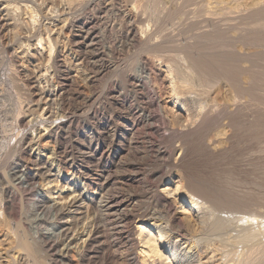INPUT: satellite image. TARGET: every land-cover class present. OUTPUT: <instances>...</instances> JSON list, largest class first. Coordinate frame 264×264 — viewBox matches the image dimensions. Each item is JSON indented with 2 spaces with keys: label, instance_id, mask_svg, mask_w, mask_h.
Masks as SVG:
<instances>
[{
  "label": "bare ground",
  "instance_id": "6f19581e",
  "mask_svg": "<svg viewBox=\"0 0 264 264\" xmlns=\"http://www.w3.org/2000/svg\"><path fill=\"white\" fill-rule=\"evenodd\" d=\"M98 1L99 3H97ZM168 1L170 4L169 9L167 8L168 11L166 10V13L162 16L163 12L161 11L162 12L161 13L160 9H162L164 5L168 7L167 6L168 3L166 4L164 3L163 6L159 5L160 3L164 2L163 0L162 1L161 0H0V6H1L0 27L2 29L1 31L4 32L5 28L8 27L12 31L13 35L12 34L11 35L14 37L15 40L18 39V37H20L19 35L23 32L26 33L29 38L28 44L25 43L22 44V42H20L19 44L18 40H16L18 43L12 40V42H15L14 48L11 45L8 46L6 45L7 47H9L8 50H12V49L15 50L13 51L15 53L14 55L16 56L17 62H19L20 64L35 63L33 65H35L34 67H36L38 71L37 72L38 75L35 77L36 79L34 78V80H37V83L38 82L46 83L49 80L53 79V77H55L54 75L56 74L54 73L56 71H54L53 68L58 66L61 69V72L63 73L64 81H65V83L61 81L62 84H58L56 86L57 88L54 87L56 88L57 93H59L60 99H62L63 93L66 90V87L69 85V83L75 82L73 80L79 74L80 64L84 63L86 65L89 61L91 62L92 59H94L95 61L104 62L105 56L107 55L109 57L110 61L107 60L109 61L107 62L105 60V63L102 64L101 68L100 69L98 68L99 71L96 72V70L94 69L96 73H93L90 76V80L95 83H97L99 77L102 78L100 75L102 76L106 75L110 77L108 78L110 79L108 84V93L102 94L103 92H101V94L97 93L95 95L93 94L92 96H88V98L86 99V103L88 104V102H90L88 104L90 106L87 107L89 108L87 109V113L94 117H98L102 113V111H104V106L101 107V105H103L102 100H104V102L107 100L109 101V104L117 105L122 109H124L123 112L126 114V118L121 119L122 122H124V124L123 123L113 124V127L111 128L109 135L112 140V143L118 144V145H113L112 148L109 149V151L107 150L108 151L107 155L111 157V163H110L111 167L114 166L115 167L119 166L121 168L124 167L125 164L123 163L125 161H122L121 155L124 157L123 154L125 152L127 151L129 152V150L132 151L131 149L137 150L138 146L145 139L148 138V136L145 134L143 129L148 128L150 130H156L159 128V126H161L159 125V122H161L164 125L163 127L166 128L167 132L169 131V133L171 132V134L172 133L175 134L177 143L176 145L174 143L173 145L170 144L171 146H173L172 149L170 147L171 149L170 152L167 149L166 151L165 149L164 151H159L158 149L159 151L158 154L160 158L162 160L168 161L166 163L167 165L166 171L163 170V173L154 172L153 174V177H156V181L158 183H160L166 176L170 175L174 170L176 171L179 170L178 168L183 167V165L180 166V162H182V158L184 159V155L185 156L187 155L186 150H189L188 148L190 146L188 144L189 146L186 149L187 146L185 145V143L187 141L184 142V140L186 139L183 138L184 135L187 136L186 134L188 133L189 135H191L192 133H193L192 135L196 133L199 134L200 135L199 139L202 138L201 140L203 141L202 142L203 145L200 142L201 140L199 139L198 140L200 144L204 147L203 149L213 153V156H215L214 154H218L224 157L226 155L225 153H227L230 148L234 147L232 144H235V142L234 140H233L234 143L231 141L233 136L235 137L234 139H236V136L234 134L237 130H234L235 122L232 121L231 116H233V114L238 111L241 112L246 110L247 111L253 110L252 108L254 107V104L257 107L256 103H260V101L258 102L257 100H261L262 105L264 103V0H251V1L250 0L248 1L208 0V6H207L208 8L206 7L207 4L206 3L204 4L203 1H201V6L205 5V7L204 6L203 7L206 9L205 10L206 12L203 11L204 14L201 11L203 15H201L200 13L201 7H194L192 4H190L192 2H195L196 5L197 1L182 0L183 3L185 4L187 3V5H191V7H194V9H199V14L201 17L195 11L193 12L194 18L190 17L189 13L191 14V12L189 11L187 12V8L184 4L181 6L178 4L181 1L180 2H178L177 0H168ZM168 1L165 0V2ZM159 6L162 7L159 8ZM184 6L185 9L183 8ZM164 8L165 7H163V9ZM78 10H82V11L84 10L85 12L84 13L82 12L79 15L76 14ZM86 10H90V11H86ZM180 15L182 16L184 15V16L182 17ZM195 15L197 17H195ZM177 18L178 20L184 23V24L182 23V25L186 24L184 29H187V31H192V32L195 31L193 34L191 32H190L191 34H189V32L187 31L184 32L182 29L184 33H188L184 37L186 38L187 35H191L190 36L191 39H188L189 38L188 37L187 39L184 38L185 41L178 42L180 40L179 37L182 38V36H179L177 37L179 38V40L178 39H177L178 41L176 40L175 35L177 34V32L174 35L173 30L174 29L176 30L177 28L176 27L174 28V26L172 25L174 29L172 28L173 30H171V27L169 25L171 24L175 25V23L178 22V21L175 22V19ZM178 24H176L177 27ZM100 27H102L103 29L104 36L106 35L113 36V38L115 36L116 38V40H114L113 43L111 42L112 45L107 46V48H104L102 50H99V48H97L98 47L97 45L99 44L98 39H100L99 38ZM180 28L181 26L179 25V29ZM184 33L182 35H184ZM123 38H125L127 41H134L136 43H139L140 47L142 45L143 53L145 54L143 55V57L140 56L141 59L138 58V56H136L138 60L140 59L139 60L140 62L138 61V63H133L136 58H134L133 60L132 57L128 56L131 58L130 63L129 62L126 63L127 65L124 63L126 66L123 63H122L123 65L121 64L120 55L124 53L126 45H128V43L125 44ZM69 49L70 50L73 49L75 51L76 54L75 63H73L72 61L70 62V59L66 55V51ZM138 50H137L138 53H140V49ZM177 51L183 52L184 54H182L181 52L179 53L185 56V59L182 58L183 56L180 54L179 55L182 57H179ZM133 53L131 54V56H134ZM108 57L106 58L108 59ZM128 57L126 56V58ZM130 58H128L127 60L129 61ZM181 59L183 60L180 61ZM81 70L83 71V68ZM91 72L92 71H90V73ZM119 75H121L119 78L121 79L122 77V80L118 79L117 76ZM51 82L52 80L49 81L48 84ZM50 86L51 85H49L48 87L50 88ZM121 86H123V88L129 87L131 89H128L127 93H123L124 92L123 91L122 93L118 94L117 89H119ZM39 88L41 89V87ZM49 92L51 93V90ZM42 93H44V91ZM39 101L37 102L35 108L38 106L39 109L43 110L42 113L39 110V112L42 115L50 114L48 118H50L51 120V118L54 116H52L53 114H51L52 112L49 109L53 105L52 102L54 103V101L56 100H54L53 98L46 97V100L44 102H42V100L41 102ZM47 103H49V107L45 108L43 105ZM83 103H85V101ZM61 104H63V101L61 102ZM259 105L258 108L260 109ZM256 107L254 109H258ZM263 107L261 111L264 110ZM250 111L247 112L249 113L248 115L246 112L245 113L242 112V114H246L247 115L246 117H248L249 119V115L255 113V110L253 111L254 113ZM21 112L23 111L21 110L20 113ZM35 112H37V110L34 111V113ZM41 114H39V116H41ZM36 115L32 113L31 114L32 118L31 116L30 118L28 117L27 118L28 121L30 119L33 121ZM236 115H240V114L236 113ZM61 116L63 117L62 114ZM244 116L245 115H243L242 118ZM235 118L236 117H234L233 119L234 121H236ZM46 119L47 118H45V120ZM249 120L251 121V119ZM18 121L23 122L25 120L23 117L19 116ZM66 121L67 119L65 120V118L60 120L59 122L55 120L54 122H52V124L49 121L50 125H47L48 127L45 128L46 131L43 128L45 131L44 133L48 134V136H51L52 138L55 137L56 140L60 139L62 136V129L63 126H65ZM244 122L243 124H246ZM41 125H43V122ZM263 125L264 124L262 123V126ZM261 128L259 129L261 130ZM18 129L19 128H17V130ZM254 131L252 129L249 132L255 133ZM249 132L248 134H250ZM2 133L3 132H1V135ZM42 133L39 135H42ZM246 133L247 132H245V134ZM260 133L264 134V132H260ZM237 134H239V132H237ZM199 135L197 136L199 137ZM172 137L175 138L174 136ZM193 138H194L193 141H196L195 140L196 137ZM251 139L252 140L254 139V135L252 136ZM147 140L149 141L151 139L148 138ZM166 143H168V141ZM202 146L200 148H202ZM99 151H100V146L98 145L96 148V152ZM85 152L86 151H84V153ZM257 152H259V154L261 155V152L262 153L264 152V148L262 151L258 150ZM228 153L230 154V151ZM175 154L178 155L175 157L174 156ZM3 155H5V153H3ZM84 155L87 154L85 153ZM80 156L81 155H79V157ZM173 157H175L176 159L174 158L175 159L174 160ZM240 157L242 159L243 156ZM219 158L217 160H219ZM225 158L226 157H224L223 159ZM249 158L247 157L244 160L242 159L241 160L242 162L239 161V158L238 160H234V161L231 160L230 166L232 164L235 165V163L236 164L247 163L248 165L251 166L257 165L255 163L258 162H255V160L253 161L254 159L253 157H251V159ZM261 158H263V156ZM41 160L42 158H39V161ZM225 160H221V162L222 161L225 162ZM263 161L264 160H262V162ZM41 163L42 162H40L39 164ZM225 164L227 165L226 162ZM262 164H264V162ZM216 165L218 166L219 164L216 163ZM213 166L214 165H212V167ZM219 166H221V163ZM257 166L260 167L259 165ZM47 167H42V166H39L38 168L36 167L37 169L35 170L27 171L25 176L28 178V180H34L36 179V176L39 173L45 171V168L46 171L48 172L49 177L55 175L57 176V174L61 176L62 171L59 167L58 169H54L52 167L47 169ZM72 167L74 168V170H76V166L74 162H72ZM227 167L229 168V166H226L220 168L219 170L216 169V171H219L218 173L215 171L216 174L214 172H211L214 170L211 169L210 172L212 173V176L210 177L211 175L210 174L209 175L210 179L205 178L206 180L203 178L205 176L208 177V175H205L204 177H202L204 174L202 176L200 175L203 172L198 173L200 176L195 174L198 177L195 176L193 177V175L191 176L192 174L191 172H190L191 174H188L189 172L186 173V171L184 170L183 172H181L182 171L181 170L180 173H178L179 182L181 183L179 187L184 188V191L185 193L188 194L190 200L194 203L196 202V204L199 206L205 205L207 208H210L211 210V211L208 210V213H210L211 216L205 215L207 218L208 217L209 218L208 219L205 218L206 220H204L202 224L198 223L197 220H195V218L193 217V215H189L187 212L183 216L177 215L174 210V207L177 206L175 205V203L177 202L174 203V201L172 202L167 198L161 197L157 193V188L153 184L155 182L150 183V181L147 180L148 178L146 180L150 184L149 185L150 187L149 189L145 188L147 191L145 190V192L142 193L140 192L141 194L137 193L136 191L135 192L131 191L128 193L127 191L132 190L128 188L130 185L127 187L129 189V190L127 189V191H124V189L118 187L117 188L112 187L119 184L120 179H123L128 183L129 182L137 183V185H139L138 183L143 180V175H144V174L142 175L141 173L136 175L121 174L122 176H111L112 174L111 175L108 174V176H103L101 173L100 176L102 178L100 179L96 178L99 181L98 183L96 182V186L98 187L96 191H93L92 193L88 191H85L83 193L80 192V194L77 195L74 194L75 196L69 202H66L69 200L68 199L65 201L64 204H62L59 200L60 203L56 202L55 204L56 207L59 208V210H61L62 216L74 214L75 219L73 217L72 219H74L73 222L75 223L76 221L77 224L79 223V221L81 222L82 219L81 215L78 214L83 213L79 211L84 206L83 203H86V200H91L94 203V207L92 208V210L94 209L95 216H93L91 220V225L88 223L90 226L88 225L89 226V227L87 226L88 228L84 227L83 228L84 230L82 229L83 232L81 233L82 236L80 237L82 243L80 245L82 249L89 248L94 242L96 241L99 242V240H103V238L106 236L105 239L107 240V242H109L110 246L112 247V250H109L110 247L107 245L108 246L107 249L109 251H112L110 255H112V257H114L115 259H117L119 261V264H139L136 261V257L134 253L135 251L134 249L136 246L134 242L135 237H133L130 227L136 218L143 221L144 223L145 222L150 223L151 226L154 227L160 233V238H169L171 236L173 237L174 235H177V237L182 238V240L183 239L186 240L185 242L183 241L184 243H186L185 244L186 252L185 254L183 253L184 255L177 257L174 261V264H264V217H262L261 219L260 218L261 216L259 217L258 215L259 213L264 214V166H262L263 168L261 167L262 169L260 168L261 169L260 170L261 174L259 173L260 176L256 175L259 169L256 168L258 169L256 170L254 166L252 167V169L254 168L255 172H257L255 174L252 171L253 175L255 174L257 176V179L258 177H262L263 184L259 183L260 181L259 182L256 181L257 179L254 177L255 175L253 176L255 178L254 181L249 180L251 177L250 175H248L249 176L248 180L250 182L247 180L243 181L241 178H243L244 176L240 178L239 177L240 173L237 176L236 174L238 172H236L235 169L233 170L235 172L231 171L233 168H237V167L234 166L233 168L230 167L229 169L232 168L231 170H229ZM241 168H242L241 172L244 171L243 170L244 167ZM78 169L80 170V168ZM113 170L115 171V169ZM119 170L121 171V169ZM126 170L123 171L125 172ZM123 171L121 173H123ZM238 171H240V169ZM243 174L246 173L242 172L240 176H242ZM250 174L252 175V173ZM88 175L86 174L85 176ZM153 181L155 180L153 179ZM74 185L77 186L78 183L77 185L76 184ZM242 186L245 188V190L247 188L248 192L242 190L243 188ZM107 187L110 188L106 189ZM111 188L112 190L116 189V191L114 190L111 193L110 192L112 191L110 190ZM141 191L144 190L141 189ZM247 193L250 195L249 196L245 195ZM142 197L147 199V203L145 202L146 204L142 202L143 201L141 200ZM60 205L62 206L60 207ZM203 206L198 212L202 211V209L205 208V207L203 208ZM255 214H257L258 216ZM0 220H1L0 224L3 225L2 224L4 223L3 218H0ZM152 221L154 222L152 223ZM73 222H71V220L70 222L67 220L61 222L65 237L66 236L68 237L70 233L74 232L72 230L70 232V229L72 228L71 226H69ZM85 225H87V223ZM12 233L10 234V231L9 233L7 231L6 235H4L3 238L1 239L3 240V242H5L6 246H8L7 247L8 249H11V251L13 249L14 252L11 253L13 254L12 256L14 257V262H18L21 250L27 251L28 254L29 253L35 254L38 252L36 248L37 247L36 243L33 244L26 238H14L15 236H13ZM78 236H80V234ZM34 241L36 242V239H34ZM151 242H152L151 239L147 241L148 250L152 257H156L160 254V249L158 244L156 245ZM1 251L3 252V249ZM6 251L7 250H5V252ZM2 252H0V254ZM8 252L7 254L4 253L5 255L0 257L1 258L0 264H9L8 259L12 257H9L11 255H9ZM173 254H175V251L173 252ZM115 259L113 264L118 262V261L115 262ZM48 263L50 262L48 261ZM77 264H79V260Z\"/></svg>",
  "mask_w": 264,
  "mask_h": 264
},
{
  "label": "rangeland",
  "instance_id": "374dc122",
  "mask_svg": "<svg viewBox=\"0 0 264 264\" xmlns=\"http://www.w3.org/2000/svg\"><path fill=\"white\" fill-rule=\"evenodd\" d=\"M163 1L164 2L163 3H160L159 5H162L163 6L164 3L165 4L168 3V5H167L168 7H166L164 5L163 7H165L166 9L165 8L163 9L162 6H159V8L162 7V9H160V12L161 11L163 12L162 16L166 13L167 8L169 9V6H170L168 0H166L168 2H165V0H163ZM177 1L178 2H180V1L182 2V0H177ZM195 1H197L196 2V5L197 6L195 5V2H192L190 4H192L194 7H201L200 8L201 9L200 10V13H201V11L203 12V11L206 10L204 8L205 5H202L201 6V1H203L204 4L206 3L207 4L206 7H207L208 6V0H206V1L205 0H195ZM246 1H248V0H246ZM181 2L178 3V4L180 6L183 5V4L186 6L187 12L188 11L191 12V14L189 13V15H190L191 18H194V13L193 12H195V11L200 16L199 9H194V7H191V5H187V3L185 4V3H183V2L181 3ZM198 2H200V3H198ZM97 3H99V1ZM185 6L183 7L184 9H185ZM202 7H203L204 10L202 9ZM0 9H1V6H0ZM86 11H90V10H86ZM82 12L84 13L85 11L84 10L83 11L82 10H78V12H76V14H79L80 15V13H82ZM203 14H204V12H203ZM203 14L201 13V15H203ZM196 15H195V17L198 16V15L197 16ZM180 16H182V15H180ZM0 17H1V10H0ZM176 21H178V22H176ZM175 22H173V23H175V25L174 24H171L169 26L171 27V30H173L175 27L177 28L176 30L175 29L173 30L174 35L177 32V34L175 35L176 40L177 39L179 40V38H180L179 41L177 40L178 42H180V41H185V39H187L188 37H189L188 39H191L190 38L191 35H187L186 38L184 37L186 34H188V33H184V32L187 31V29H184V27H185L186 24L185 25H182L183 22H181L180 20H178V18L175 19ZM178 23H180V24H178ZM176 24H178V27L176 26ZM172 25L174 26V28L172 27ZM179 25L181 26L180 29H179ZM182 29H183L184 32L182 31ZM1 30L2 29L0 27V123H1L0 124L1 125V127H0V147H1L0 148V163H2V164H0V170H1L0 171V194H2V195H0V199H1L0 202L3 203V204L0 203V210H1L0 211V214H1L0 215V218H3L4 223H2L3 225L0 224L1 225L0 226V252H2L1 250L3 249V252L0 254V257L1 256H4L5 255L4 253L7 254V252L9 251L8 253H9V255H11L9 257H12V258H9L8 259V263L9 264H14V263L15 264H27V263L28 264H50V263L51 264H58V263L59 264H77L78 263V260H79V264H81V263L82 264H92V263L93 264H113L115 258L112 257V255H110L112 253V251H109V250H112V247L110 246L109 242H107V240L105 239L106 236L103 238V240H99V242L96 241L98 243L94 242L89 248L82 249V247L80 245L82 243V240H80V237L82 236L81 233L84 230L83 228L84 227H87L89 224L91 225V220H92L93 216H95L94 215L95 214L94 213V209L92 210V208L94 207V203L91 200H86V203L87 204L86 203H83L84 206L82 207L81 210H79V211H81L83 213L82 214H78V215H81L82 219H81V222L79 221V223H77V224H76V221H75V223L73 222L74 219H75V215L74 214H70V215H67V216H62L61 215V210H59V208H57L56 207V204H55L56 202H59V200H60V202L62 204H64L65 201L68 200V199L69 200L66 201V202H69V201H71L73 199V197L75 195L80 194V192L83 193L85 191H88V192H91L92 193L93 191H96V189H98V187L96 186V182L98 183L99 182L98 179L102 178L100 176L101 173H102L103 176H108V174H110V175L112 174L111 176H122L123 174H126V175H129V174H132L133 175V174H135L136 175V174H139V173H141L142 175L144 174L143 175V180L145 182L148 180V181H150V183L155 182L153 184L157 188V193L161 197L167 198V199L171 200L172 202L174 201V203L177 202V203H175V205H177V206L174 207V210H175V212H176L177 215H179V216L182 215L183 216L187 212L189 215H193V217L195 218V220H197V222L198 223H201V224L204 222V220H206V219L209 218V217L207 218L206 216H209V215L211 216V214L208 213V210L209 211H211V210H210V208H207L205 205L204 206L203 205H200L199 206V205L196 204V202L195 203L192 202L190 200V198L188 197V194L185 193L184 188L179 187L181 185V183L179 182L178 173H180L181 170H182L181 172H183V170L186 171V173L189 172L188 174H191L192 173L191 176L193 175V177L194 176L195 177H198L197 176V175H199L198 173H200V172L202 173L203 172L202 174H200L201 176L204 174L202 177H204L205 175H208V177L205 176L203 179H205V178L210 179L209 178V175L211 174L210 175V177H211L212 176V173L211 172H214L215 173L216 169L219 170L220 168H223V167H226V166H229V168L230 167L233 168V166H234V167H237V168H233V169L231 168L232 170L229 169L228 167L227 168L229 170H231L232 172H235V171H233L235 169L236 172H238L237 174L235 173L237 176L239 175V173H240V175L242 174V172L243 173H246V174H243L242 176L239 175L240 178L244 176L243 178H245V179L241 178L243 181L244 180L254 181L255 178L257 179V176L258 175L260 176V174H261L260 170L263 168L262 166H264V164H262L264 162V161L262 162V160H264V152L263 153L261 152V155L259 154V152H257L258 150L259 151H262L263 148H264L263 147L264 146V144H263V142H264V137H263L264 134L262 133L263 134L262 135L260 133V132H264V127H263L264 125L262 126V123L264 124V121H263L264 120V110L261 111L262 107L264 106V103L262 105L261 104V100H257L258 102L260 101V103H256L257 104V107L254 104V107L252 106L253 107L252 108L253 110H251V111L249 110L252 113H254L253 111L255 110V113L252 114L253 117H252L251 114L249 115V119H251V121L248 119V117H246L249 114V113H247V112H249L247 110L246 111H241V112L238 111L236 113L237 114L239 113L240 115H236V113H234L233 116H231L232 117V121L235 122L234 123V126H235L234 127V130H237V131L234 134L236 136V139H234L235 137L233 136V138L231 140L232 142H233V140L235 142V144H232L234 146V147H232L234 150L232 148L229 149L231 155L228 153L229 151L227 152L228 154L227 153H225L226 155L223 154V155H225L224 157H226L225 159H227V160L223 159L224 157L222 155L214 154L216 156L215 157V156H213V153H211V152L203 149L204 148L202 146L203 145L202 144L203 141L201 140L202 138L199 139L200 138V135L199 134L196 133V134L192 135L193 133L192 134L190 133L192 135L191 136L188 133V134H186L187 136L184 135L183 138L184 139L186 138L184 140V142H186V141L189 142V143H187V142L185 143V145L187 146L186 149L190 145L189 148H188L189 150H186L187 155L186 156L184 155V159L182 158V162H180V166L183 165L184 168L183 167H180V168H178L179 170H176V171L174 170L170 175L166 176L160 183H158L156 181V177H153V174H154V172L163 173V170L166 171V169H167L166 168V166H167L166 163L168 162L166 160H162L160 158L158 152L159 151H164V149H165V151H166V149L169 152L171 151V149L173 147L171 145H173V143L176 145V143H177L176 142L177 140H176L175 134L172 133L173 134L172 135L171 132L170 133H169V131L167 132L166 128L163 127L164 125L161 122H159V125H161L158 128L159 130L158 129H156V130H150L148 128L143 129V131L145 132V134L151 140L148 141L147 140L148 138H147V139H145L138 146L137 150L131 149L132 151L129 150V152L128 151L125 152L123 154L124 157L121 155L122 161H125L126 162V163L125 162L123 163V164H125L124 167H122V168L119 167V166L118 167H115V166L114 167H111V164H110L111 163V157H109V155H107V153H108L109 149L112 148L113 145H118V144L117 143H112V140H111V138H110L109 135H110L111 128L113 127V124H115V123L116 124L117 123L118 124L119 123H123L124 124V122H122V120H121L123 118H126V114L123 112L124 109H122L121 107H119L117 105L109 104V101H107V100H106L107 102L106 101L104 102V100H102L104 103L102 102L103 105H101V107L104 106V111H102V113L98 117H94V116L89 115L87 113V109H89L87 107L90 106V105H88L90 102H88V104L86 103V99L88 98V96H92L93 94L95 95L97 93L101 94V92H103L102 94H107L108 93V84H109V81H110V79H108V78H110V77H108L106 75H103V76L100 75L102 78L99 77V79L97 80V83L92 82L90 80V76L93 73H96L97 71H99V69L101 68L102 64L105 63V60L106 61L109 60V57L107 55L105 56L104 62L103 61L102 62L95 61L94 59H92V61L91 62L89 61L90 63L88 62L86 65L84 63L83 64H80L79 65V68H80L79 70L80 71H79V74H78L79 78L77 76L73 80L75 82H73V83L70 82L69 83V85L66 87V90L63 93L62 99H60L59 93H57V91H56V88H57L56 86L58 84H62L61 81H63V83H65L64 76H63V73L61 72V69L58 66H56V67L54 66L55 68H58V69L53 68L54 71H56L54 73L57 74V76L55 74L54 75L55 77H53V79H51L52 80L51 83L53 84V86H52L51 83L48 84V82L51 81V80H49L46 83L45 82H41V83L38 82L37 83V80H34V78L38 75V73H37L38 71H37L36 67H34L35 65H33L35 63H31V64H20L19 62H17L16 56L14 55L15 53L13 51H15V50H13V49L12 50H8L9 47H7L8 45H11L14 48V43L15 42H12V40H14V41L18 40L19 44H20V42H22V44H24V43L25 44H28L29 38H28L27 34L23 32V33H21L19 35L21 38L18 37V39L15 40L14 37L12 36L13 33L10 30V28H8V27L5 28L4 32H2ZM179 31L181 33L183 32L184 35H182L183 33L181 34ZM187 32H189V34H191V33L193 34L195 31L194 32L187 31ZM179 36H182V38L179 37ZM177 37H179V38H177ZM99 38H100V39H98L99 40L98 41L99 44L97 45L98 46L97 48H99V50H102L104 48H107V46L112 45V43L114 42V40H116L115 36H114V38H113V36H108V35L104 36L102 27H100ZM125 40L126 39L123 38V41L125 42V44L128 43V45H126V48H125V51H124L125 56H124V53H122L120 55V58H121V61L120 62H121V64L122 63L123 64L124 63L126 64L128 62L130 63V60H131L130 57H132L133 60H134V58L137 59V60L135 59L134 62L132 60L133 63H138V61L141 59V57H143V55L145 54V53H143L142 45L140 47V44L139 43H136L134 41H127V40L125 41ZM137 48L140 49V53H138L139 50ZM133 52H135V53H133ZM141 52H142V54H141ZM177 52H178V56L179 57H182L183 56L182 54H184L181 51H177ZM177 52H176V54H177ZM179 52H181L182 54H180ZM132 53L134 54V56H131ZM10 54L11 55L13 54V55L11 56ZM179 54L182 55V56H180ZM66 55L70 59V62L72 61L73 63H75V56H76V54H75V51L73 49L67 50L66 51ZM2 56H4V57H2ZM10 56L12 57V60H11V57ZM126 56L127 57L130 56V57H128V58H130L129 61L127 60L128 58H126ZM136 56H138V58H140V59L138 60V58ZM106 57H108V59ZM13 58H14V60H13ZM182 58L185 59V56H183ZM182 60L183 59H181L180 61H182ZM109 61H107V62H109ZM15 63H17V64H15ZM20 65H21V67H20ZM17 67H19V68H17ZM33 68H35V69H33ZM82 68H83V71L81 70ZM59 69H60V71H59ZM94 69L96 70V72H95ZM89 70L92 71V72L90 73ZM120 76L121 75L117 76L118 79H120L119 78ZM104 79L105 80L107 79V80L105 81ZM120 80H122V77H121ZM105 82H107V83H105ZM43 83H45V84H43ZM38 84H40V85H38ZM73 84H75V85H73ZM90 84H92V85H90ZM49 85H51L50 88L48 87ZM39 87H41V89ZM54 87H56V88H54ZM121 87L119 89H117L118 94L119 93H122L123 91H124L123 93H127L128 89H131L129 87L128 88H125V87L123 88V86H121ZM37 88H39V89H37ZM44 88H45V90H44ZM42 90L44 91V93H42L43 92ZM48 90L49 91L51 90V93ZM68 91H70V92H68ZM67 93L68 94L70 93V94L68 95ZM55 95H56V97L57 96L58 97L56 98ZM46 97L53 98L54 100H56V101H54V103L52 102L53 105L49 109L52 112L51 114H53L52 116L55 117V118L52 117L53 119L51 118V120H50V118H48V116L50 114H48V115H42L41 113H42L43 110L39 109L38 106L36 107L38 109L35 108L37 102L40 99L42 100V102H44L46 100ZM57 99H59L60 101L57 100ZM41 100L39 102H41ZM62 101H63V104H61ZM84 101H85V103H83ZM85 104H87L88 106L85 105ZM258 105L260 106V109L258 108ZM43 106L45 108H48L49 107V103L44 104ZM59 107H61V108H59ZM255 107L258 108L260 111L258 109H254ZM65 108H66V110H65ZM111 108H113V109H111ZM263 109H264V107H263ZM21 110L23 112L20 113ZM36 110H37V112L34 113V111H36ZM39 110H40L41 113L39 112ZM256 110H257V112H256ZM113 111H114V113H113ZM242 112L243 113L246 112L247 115L246 114H242ZM32 113L35 114V115L36 114L38 115V116L36 115V117L34 118V120L37 118L36 119L37 121L35 120V122H34V120L32 121L30 119L28 121V119H27L28 117L30 118V116H31ZM80 113H82V114H80ZM17 114H18V117H17ZM39 114H41V116H39ZM61 114L63 115V117L61 116ZM25 115H26V118H25ZM243 115H245V116L242 118ZM19 116L20 117H23L25 121H23V122L18 121L19 120ZM40 117H41V120H40ZM60 117H61V119H60ZM84 117H86V118H84ZM234 117H236V118L239 117L238 118L239 121L236 118H235L236 121H234L233 120ZM5 118H6V120H5ZM31 118H32V116H31ZM45 118H47V119L45 120ZM64 118H65V120L67 119V121H66L65 126H63L62 136H61L60 139L56 140L55 137L52 138L51 136H48V134L44 133L46 131L45 128L48 127L47 125H50L49 124V121L52 124V122H54L55 120H57L59 122L60 120H62ZM259 119H261V120H259ZM26 120H27V123H26ZM44 121H46V122H44ZM255 121H257V122H255ZM13 122H14V124H13ZM42 122H43V125H41ZM236 122H237V124H236ZM243 122L246 123V124H243ZM28 123H29V125H28ZM71 123H73V124H71ZM4 124H6V125H4ZM247 125L249 126V128H248ZM256 125L259 126V127H257ZM14 126H16V127H14ZM21 126H23V127H21ZM24 126H26V127H24ZM42 126H45V127H42ZM108 126H109V128H108ZM240 126L241 127L244 126V127L241 128ZM260 126L263 127V128H261ZM17 128H19V129L17 130ZM43 128L45 129V131H44ZM259 128H261V130ZM39 129H40V131H39ZM103 129H104V132H103ZM163 129H165V130H163ZM248 129H250V130L253 129V131L256 129L257 131L255 130L254 131L255 133H253V132H249L250 130H248ZM6 131H8V132H6ZM1 132H3L2 135H1ZM237 132H239V134H237ZM245 132H247V133L245 134ZM248 132L250 134H248ZM41 133H42V135H39ZM167 133H169V134H167ZM197 135H199V137ZM253 135H254V139L256 138L255 140L254 139L253 140L251 139ZM1 136H3V137H1ZM14 136H17V137H14ZM172 136H174L175 138H173ZM26 137H27V139H26ZM107 137H108V139H107ZM193 137H196L195 138L196 141H193L194 140ZM9 138H10L11 141L9 140ZM29 138H30V140H29ZM32 139H34V140L36 139L35 142ZM198 139L201 140L200 142H201L202 145L200 144V142H199ZM4 140H5V142H4ZM103 140H104L105 143L103 142ZM107 140L109 141V143H108ZM259 140L261 142L262 141L263 142L261 143ZM167 141H168V143H166ZM170 141H171V143H170ZM197 141H198V143H197ZM20 142H21V144H20ZM144 142H145L146 146H145ZM149 142H151V143H149ZM259 143H261V144H259ZM98 145L100 146V151L99 152H96V148H97ZM201 146H202V148H200ZM170 147H171V149H170ZM192 147H194V148H192ZM257 147H258V150H257ZM7 148H8V150H7ZM105 148H107V149H105ZM190 148H192V149H190ZM158 149H159V151H158ZM252 150L255 151V152H253ZM10 151H12L13 153L10 152ZM81 151H83V152H81ZM84 151H86L85 153L87 155H84L85 154ZM90 152H92V153H90ZM237 152H239V153H237ZM3 153H5V155H3ZM51 153H53V154H51ZM88 154H90V155H88ZM79 155H81V156L79 157ZM99 155H102V156H99ZM177 155L178 154H175L174 156L176 157ZM228 155L231 156V157H229ZM258 155H260V156H258ZM134 156H135V158H134ZM219 156H220V158H219ZM240 156H243L242 157L243 160L245 158H247V157L248 158L250 157L249 159H251V157H253L254 158L253 161L255 160V162H258V163H255V164H257V165L260 166V167H258L257 165H253L255 169L256 168L259 169V170L256 169V170H258V173L255 172V169L254 168L252 169L253 166L248 165L247 163H243V164H239V163L236 164L235 163V165L232 164L230 166L231 160L234 161V160H238V158H239V161L242 162L241 161L242 159H241ZM244 156H247V157H244ZM262 156H263V158H261ZM175 157H173V159ZM217 157L219 158V160H217L218 159ZM39 158H42V160L39 161ZM249 159H246V160H249ZM256 159H258L259 161L256 160ZM128 160H129V162H128ZM221 160H225V162L227 163V165L223 161H222L223 162V165H222ZM260 160H261L262 163L260 162ZM40 162H42V163L39 164ZM72 162H74V164L76 166V170H74V168L72 167ZM161 163H163V164H161ZM216 163H218L219 165L221 163V166H219V165L217 166ZM212 165H214V166L212 167ZM39 166H42V167L49 166V167H47V169L50 168V167H52L54 169H58V167H59L61 169V171H62L61 176L59 174H57V176L55 175V176L49 177L48 176V172L46 171V168H45V171L39 173L36 176V179H34V180H28V178L25 176L26 175V172L27 171L35 170ZM216 167H218V168H216ZM241 167H244V168L246 167L245 168L246 170L243 168L244 171L241 172V170H242ZM78 168H80L81 171ZM149 168H151V169H149ZM238 168L240 169V171H238L239 170ZM113 169H115V171ZM119 169H121V171ZM211 169L212 170L214 169V170L211 171ZM123 170H126L127 173H126V171L124 172ZM137 170H138V173H137ZM122 171H123V173H121ZM129 171H131V172H129ZM252 171L255 174L257 173L256 174L257 176L255 174H254L255 175L254 176ZM82 172H84V173H82ZM216 172L218 173L219 171H216ZM250 173H252V175ZM84 174L85 175L86 174L87 175L89 174L88 175L89 177L88 176H85ZM195 174H197V175H195ZM41 175H42L43 178L41 177ZM248 175L251 176L250 179L248 178L249 177ZM8 176H9V178H8ZM144 176L145 177L147 176V177L145 178ZM149 177H151V178L153 177V178L151 179ZM202 177H199V178H202ZM96 178H98V179H96ZM6 179H7L8 182L6 181ZM149 179H151L152 181L149 180ZM153 179L155 181H153ZM124 181L125 180L120 179L119 184H117L115 186H112V187L113 188H115V187L117 188L118 187V188L124 189V191H127V189L129 188V189H132V190H129L128 189L129 190V191H127L128 193L131 192V191L132 192H135L136 191L139 194H141L142 192H145V190L146 189H149V187H150L149 186L150 184L148 183V181L146 183L144 181L143 182L141 181V182L138 183L139 185H137V183H131V182L128 183L127 181H125V182ZM256 181H258V182L260 181L259 183L263 184L262 183V177H258V179ZM42 182H43V184H42ZM10 183H11V185H10ZM77 183H78V185H77ZM74 184H76L77 186H75ZM14 185L17 186V187H15ZM20 187H21V189H20ZM122 187H125V188H122ZM23 188H25V189H23ZM70 188H71V190H70ZM108 188H110V187H107L106 189H108ZM90 189H91V191H90ZM141 189L144 190V191H141ZM110 190H112V188ZM114 190L116 191V189H113L110 192L112 193ZM242 190L248 192V189L247 188L245 190V188L243 187ZM106 191H108V190H106ZM241 195H243V194H241ZM245 195L249 196L250 194L247 193ZM143 198L144 197H142L141 200H143L142 202L144 204H146L147 203V199L146 198L143 199ZM44 203H46V204H44ZM48 204L51 206V208H50V206ZM61 206L62 205H60V207ZM202 206H203V208L204 207L205 208L202 209L203 213H202V211H200L201 212L200 213L198 211L201 209ZM72 215H74V216H72ZM255 215H257V214H255ZM258 215H259V217L261 216L260 217L261 219H262V217H264V214H260L259 213ZM69 216H71V217H69ZM201 216H203V217H201ZM72 217L74 219H72ZM68 218H70V219H68ZM65 219L67 221H69V222H70V220H71V222H73L71 225H69L72 228V229H70V232H71V230L74 231V232H72V233L69 234V236H71V237H69V236L68 237L67 236L65 237V235H64L63 226H62V223L61 222L62 221H66ZM153 222L154 221H152V223ZM0 223H1V220H0ZM86 223H87V225H85ZM75 225H76L77 228L75 227ZM12 226H13V228H12ZM130 227H131V231H132L133 237H135L134 238L135 239L134 242H135V245L136 246H135V249H134L135 250L134 253H135L136 261L139 264H141V263L142 264H174L175 259L177 257H180V256L184 255L185 252H186V250H185V248H186L185 247V244L186 243H184L186 240L185 239L182 240V238L177 237V235H174L173 237L172 236L169 237L170 239L169 238H160V233L154 227H152L150 223H146V222L144 223L143 221H141V220H139L137 218L131 224ZM75 230H77V231H75ZM7 231H8V233L10 231V234L12 232H15L16 231L17 232V235H16V232L15 233H12L13 236H15L14 238H26L27 240H29L33 244L36 243V246H37L36 248L38 250V252H37L38 254L37 253L30 254L29 253L30 254L29 255L27 251L21 250V253H20V257H19L18 262H14V257L12 256L13 255L12 253L14 252L13 249H12V251H11V249H8L7 248L8 246H6L5 242H3V240L1 239V238H3L4 235H6ZM77 234L78 235L80 234V236H78ZM16 236H19V237H16ZM28 236H30V237H28ZM72 238H73V240H72ZM34 239H36V242L34 241ZM104 239H105V241H104ZM149 239H151V241H152L151 243H154L156 245L158 244V246H159L160 254L158 256H156V257H152L150 255V253H149L148 245H147L148 244L147 241ZM67 243H69V244H67ZM79 245H80V247H79ZM107 245L110 247L109 250L107 249L108 248ZM105 248H106V250H105ZM79 249H81V250H79ZM90 249H91V251H90ZM5 250H7V251L5 252ZM84 250L85 251L86 250H89V251H86L85 252ZM81 251L82 252L84 251L85 253L83 252V254H82ZM174 251H175V254H173ZM90 254H91V256H90ZM94 254L96 255V257H95ZM106 256H109V257H106ZM160 256H162V257H160ZM23 258H25V259H23ZM111 258H113V259H111ZM48 261L50 263H48ZM99 261H100V263H99ZM117 261L118 260L115 259V262H117ZM140 261H142V262H140ZM0 262H1V260H0ZM117 263L119 264V261ZM117 263H114V264H117Z\"/></svg>",
  "mask_w": 264,
  "mask_h": 264
}]
</instances>
